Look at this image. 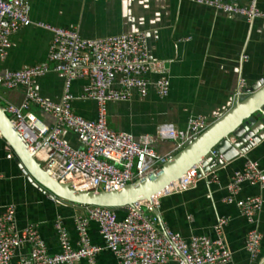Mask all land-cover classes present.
I'll use <instances>...</instances> for the list:
<instances>
[{
    "label": "built area",
    "instance_id": "1",
    "mask_svg": "<svg viewBox=\"0 0 264 264\" xmlns=\"http://www.w3.org/2000/svg\"><path fill=\"white\" fill-rule=\"evenodd\" d=\"M215 8L230 16H242L252 22L264 19V11L257 0L246 6L225 0H189ZM36 26L52 33V40L44 63L20 70H5L0 74V86L12 90L25 86L27 91L21 104L8 103L3 108L11 118L15 130L28 149L35 154L44 170L57 181L77 191L118 190L160 170L168 157L154 148L157 138L173 140L180 149L204 132L211 124L204 116H193L185 131L172 123L157 127L155 135L132 134L112 129L108 124V104L126 102L137 93L146 97L154 91L160 98L170 94L171 81L163 61L150 56L148 38L144 32L115 35L106 38H83L77 28L58 27L36 22L30 16L25 0H0V59L5 60L12 46V36L22 28ZM50 71L64 74L66 81L59 101L43 97L34 87V80ZM156 76L153 79L151 76ZM85 79L87 84L79 99L97 104V118L89 120L73 109L76 99L71 93L72 82ZM248 85L241 79L236 98L246 94ZM32 107L51 115L55 122L48 124L38 117ZM69 130L79 139L77 148L63 139ZM0 137L1 133H0ZM11 150V149H9ZM42 153L39 158L38 155ZM13 153L8 155L12 158ZM195 165L168 192L151 201L127 207L124 217L108 207L80 206L74 218L78 236L73 243L61 217L55 222L60 251L51 253L37 225L19 229L16 208L7 206L0 211V264H96L103 251L111 252L119 264H230L233 252L228 246L225 229L229 218H218L214 236L185 237L163 224L154 211L160 210L161 199L197 187L200 181L208 186L219 183L217 170L199 172ZM244 184L259 186L264 192V169L258 161L247 158L243 167L234 172L227 184L226 204L236 205L241 216L253 225L247 234L246 250L252 260L262 252V234L254 227L264 207V195L239 197ZM91 223L97 224L104 245L93 243ZM27 248L26 252L23 249Z\"/></svg>",
    "mask_w": 264,
    "mask_h": 264
},
{
    "label": "crops",
    "instance_id": "2",
    "mask_svg": "<svg viewBox=\"0 0 264 264\" xmlns=\"http://www.w3.org/2000/svg\"><path fill=\"white\" fill-rule=\"evenodd\" d=\"M30 16L36 22L58 27L77 28L86 39L144 32L148 38L150 56L163 61L171 81L169 96L160 98L154 91L141 97L137 93L126 102L108 104V124L112 129L127 132L134 137L155 135L157 127L172 123L185 131L193 116H204L212 124L229 111L236 102L240 80L249 87L264 78V19L250 22L242 16H230L215 8L189 0H25ZM246 6L251 0H225ZM264 11V0H257ZM52 33L29 26L12 36L8 57L0 59V74L5 70H20L46 62ZM153 79L156 76H151ZM66 78L50 71L36 78L34 87L52 101H59ZM87 84L85 79L72 82L74 111L89 120L97 118V104L79 97ZM26 87L7 90L0 86V104H21ZM32 111L53 125L54 118L36 107ZM63 139L72 146L82 147L78 137L65 130ZM154 148L163 156L176 152L173 140L157 138ZM11 149V150H9ZM13 153L12 158L8 155ZM258 161L264 169V140L230 162L216 169L219 183L208 186L200 181L197 187L161 199L160 215L165 226L185 237L214 236L219 217L229 218L225 236L233 252L230 264H260L264 258V207L254 225L262 234V252L252 260L246 250V238L253 228L241 216L234 204H226L227 184L246 159ZM264 195L259 186L244 184L239 197ZM16 208L19 229L37 225L51 253L60 251L59 236L55 228L58 217L74 244L78 241L74 218L80 206L70 204L44 193L25 174L7 141L0 137V211L7 206ZM122 218L125 212H119ZM161 227V226H160ZM90 234L94 244L104 245L97 224L91 223ZM28 249L24 248L23 252ZM111 257V258H107ZM119 264L109 251L101 252L96 264ZM80 264H88L81 262Z\"/></svg>",
    "mask_w": 264,
    "mask_h": 264
},
{
    "label": "water",
    "instance_id": "3",
    "mask_svg": "<svg viewBox=\"0 0 264 264\" xmlns=\"http://www.w3.org/2000/svg\"><path fill=\"white\" fill-rule=\"evenodd\" d=\"M245 92L204 132L171 154L160 170L118 190L77 191L52 178L28 149L1 104L0 133L14 151L22 170L44 193L74 205L108 207L113 211L126 212L128 206L151 200L195 165H202L201 176L203 172L216 170L225 162L247 153L264 140V78ZM154 214L162 227L160 212L156 210ZM260 264H264V258Z\"/></svg>",
    "mask_w": 264,
    "mask_h": 264
},
{
    "label": "bare ground",
    "instance_id": "4",
    "mask_svg": "<svg viewBox=\"0 0 264 264\" xmlns=\"http://www.w3.org/2000/svg\"><path fill=\"white\" fill-rule=\"evenodd\" d=\"M41 156H42V153H40V154L38 155L39 158H40ZM176 181H177V180H176ZM176 181H174L171 185H169L166 189H164V190H163L161 193H159V194H163V193H165V192H168V191L170 190L171 186H172ZM159 194H157V195H159ZM157 195H154L152 198L154 199L155 196H157ZM153 199H151V200H153ZM151 200H144V201H141L140 203H144V202L151 201Z\"/></svg>",
    "mask_w": 264,
    "mask_h": 264
},
{
    "label": "rangeland",
    "instance_id": "5",
    "mask_svg": "<svg viewBox=\"0 0 264 264\" xmlns=\"http://www.w3.org/2000/svg\"><path fill=\"white\" fill-rule=\"evenodd\" d=\"M107 258L109 259V258H111V257H107ZM107 263H108V264H115V262L113 263V261H112V260H110V261H107Z\"/></svg>",
    "mask_w": 264,
    "mask_h": 264
}]
</instances>
